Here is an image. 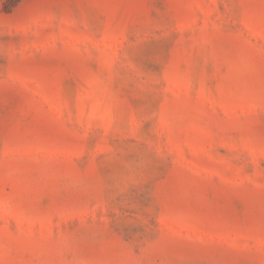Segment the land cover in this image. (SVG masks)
Masks as SVG:
<instances>
[{"label": "rangeland", "instance_id": "1", "mask_svg": "<svg viewBox=\"0 0 264 264\" xmlns=\"http://www.w3.org/2000/svg\"><path fill=\"white\" fill-rule=\"evenodd\" d=\"M0 264H264V0H0Z\"/></svg>", "mask_w": 264, "mask_h": 264}]
</instances>
